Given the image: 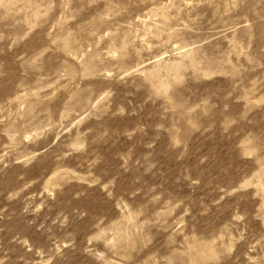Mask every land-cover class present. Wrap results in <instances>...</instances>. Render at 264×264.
Wrapping results in <instances>:
<instances>
[{
	"label": "rangeland",
	"instance_id": "rangeland-1",
	"mask_svg": "<svg viewBox=\"0 0 264 264\" xmlns=\"http://www.w3.org/2000/svg\"><path fill=\"white\" fill-rule=\"evenodd\" d=\"M0 264H264V0H0Z\"/></svg>",
	"mask_w": 264,
	"mask_h": 264
}]
</instances>
